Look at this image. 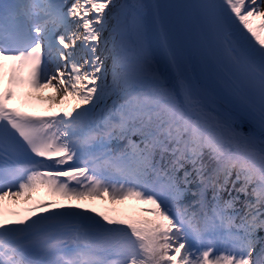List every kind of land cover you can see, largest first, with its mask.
Wrapping results in <instances>:
<instances>
[{
  "label": "snow or ice",
  "instance_id": "1",
  "mask_svg": "<svg viewBox=\"0 0 264 264\" xmlns=\"http://www.w3.org/2000/svg\"><path fill=\"white\" fill-rule=\"evenodd\" d=\"M0 264H264V0H0Z\"/></svg>",
  "mask_w": 264,
  "mask_h": 264
},
{
  "label": "bare ground",
  "instance_id": "2",
  "mask_svg": "<svg viewBox=\"0 0 264 264\" xmlns=\"http://www.w3.org/2000/svg\"><path fill=\"white\" fill-rule=\"evenodd\" d=\"M48 93H49V92H48ZM46 95L48 96L49 94H46ZM53 96H55V94H53L51 97H53ZM49 97H50V96L45 97V100H48V101L51 100V101H52V99H49ZM49 102H50V101H49ZM45 103H46V102H45Z\"/></svg>",
  "mask_w": 264,
  "mask_h": 264
},
{
  "label": "rangeland",
  "instance_id": "3",
  "mask_svg": "<svg viewBox=\"0 0 264 264\" xmlns=\"http://www.w3.org/2000/svg\"><path fill=\"white\" fill-rule=\"evenodd\" d=\"M53 105H56V103H55V104H53Z\"/></svg>",
  "mask_w": 264,
  "mask_h": 264
}]
</instances>
